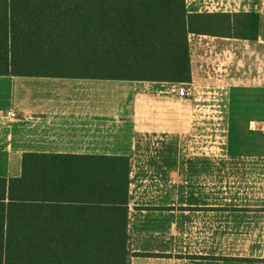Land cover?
Returning <instances> with one entry per match:
<instances>
[{
	"label": "trees",
	"instance_id": "obj_1",
	"mask_svg": "<svg viewBox=\"0 0 264 264\" xmlns=\"http://www.w3.org/2000/svg\"><path fill=\"white\" fill-rule=\"evenodd\" d=\"M260 24L186 0H0V75L191 83L190 34L258 41ZM129 172L127 157L25 154L0 177V264H130Z\"/></svg>",
	"mask_w": 264,
	"mask_h": 264
},
{
	"label": "crops",
	"instance_id": "obj_2",
	"mask_svg": "<svg viewBox=\"0 0 264 264\" xmlns=\"http://www.w3.org/2000/svg\"><path fill=\"white\" fill-rule=\"evenodd\" d=\"M186 4L190 13L256 12L264 27V0ZM137 83L152 84L0 75V177H19L29 153L127 157L130 264H264V245L257 243L264 212L195 210L194 166L179 163V151L191 149L189 138L173 129L174 117L128 114V92ZM10 111L17 118H8ZM158 124L167 130H152ZM228 236L231 245L224 244ZM243 236L249 238L244 248Z\"/></svg>",
	"mask_w": 264,
	"mask_h": 264
},
{
	"label": "rangeland",
	"instance_id": "obj_3",
	"mask_svg": "<svg viewBox=\"0 0 264 264\" xmlns=\"http://www.w3.org/2000/svg\"><path fill=\"white\" fill-rule=\"evenodd\" d=\"M263 30L260 24L258 41L191 36V98L177 97L170 83H137L128 92L129 115L174 117L173 129L189 138L179 163L194 166L195 207L264 212ZM148 126L163 131L168 124ZM248 239L238 243L244 248ZM233 243L226 237L224 244Z\"/></svg>",
	"mask_w": 264,
	"mask_h": 264
},
{
	"label": "built area",
	"instance_id": "obj_4",
	"mask_svg": "<svg viewBox=\"0 0 264 264\" xmlns=\"http://www.w3.org/2000/svg\"><path fill=\"white\" fill-rule=\"evenodd\" d=\"M192 83H170L171 92H173L177 97L181 99H188L193 96V89L190 87ZM7 117L10 119L17 118V113L14 111H10L7 113Z\"/></svg>",
	"mask_w": 264,
	"mask_h": 264
}]
</instances>
